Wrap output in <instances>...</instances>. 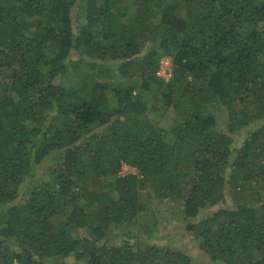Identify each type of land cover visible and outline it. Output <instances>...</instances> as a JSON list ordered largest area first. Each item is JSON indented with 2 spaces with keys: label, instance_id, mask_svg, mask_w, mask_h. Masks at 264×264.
<instances>
[{
  "label": "trees",
  "instance_id": "1",
  "mask_svg": "<svg viewBox=\"0 0 264 264\" xmlns=\"http://www.w3.org/2000/svg\"><path fill=\"white\" fill-rule=\"evenodd\" d=\"M165 1L0 0V264H198L156 220L110 235L146 186L182 201L206 264H264V0ZM82 62L105 79L64 85Z\"/></svg>",
  "mask_w": 264,
  "mask_h": 264
},
{
  "label": "rangeland",
  "instance_id": "2",
  "mask_svg": "<svg viewBox=\"0 0 264 264\" xmlns=\"http://www.w3.org/2000/svg\"><path fill=\"white\" fill-rule=\"evenodd\" d=\"M165 4L168 6L175 5V8L177 10V14H180L181 16L185 15V8L183 7L182 0H166ZM76 14V12H74ZM75 55V54H74ZM75 59L78 58L77 54L74 56ZM102 69H106L107 67L103 65L101 67ZM78 73V68L74 69L71 67L68 72L65 74L64 78L62 79L64 85H70L76 86L79 84L80 81H90L91 79L96 80L98 82L103 81L105 79L101 76L99 73L100 69L97 67H93L90 64H87V62H82L80 64ZM172 59L168 56L163 57L161 59L157 77L160 79H163L165 81H168L172 77ZM115 77H118V74L116 71ZM119 78V77H118ZM119 78L118 81L124 86H130L136 84L137 89L135 90V94L141 97L146 103L150 105L152 110L158 108L157 111H153L155 120L159 123L158 125L162 128L168 129L171 126H173L176 123L180 122V116L178 114V111H176L175 108L170 107L167 112H162V109L159 107L157 101V85L154 84L152 86V89L149 92L142 91L139 89V86L142 82V79L140 77H136L134 79H123ZM206 111L216 116V119L218 121V124L222 125L224 123L225 119V112L224 110L218 105V104H210L207 105ZM57 122V119L54 120ZM235 142L234 144L240 143V140L243 138H240L238 135H234ZM137 171L134 168H131L129 166H123L122 170L120 172V176H125L128 174H136ZM184 193H186V190H184ZM141 198L145 205V210L140 214L139 222L135 223V221L130 224L127 228L125 226L122 227H115L110 235L114 236L118 240L122 241L125 235L126 230L132 231L134 234L139 233L140 231V224H145L148 222V220H156L158 224V231L157 233H161L164 237L161 239L165 242H170L171 245L177 249L180 250H187L189 254H191L195 259H197L198 264H206L207 259L203 258L202 253L200 252L198 248V244L193 238V236L188 235L183 228L184 220H183V214L181 210L182 201H178L176 199H158L154 196V194L151 192V189L149 186H146V188L141 191ZM232 202V199L229 198V203ZM75 236L84 238L88 237V234L85 233L82 230H77L72 233ZM169 235V236H167ZM183 239H186L183 241Z\"/></svg>",
  "mask_w": 264,
  "mask_h": 264
}]
</instances>
